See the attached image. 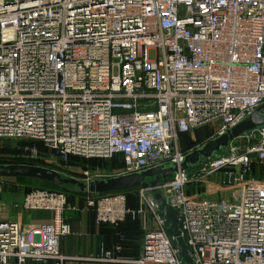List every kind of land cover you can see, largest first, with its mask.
I'll use <instances>...</instances> for the list:
<instances>
[{
	"label": "built area",
	"instance_id": "2783aa9c",
	"mask_svg": "<svg viewBox=\"0 0 264 264\" xmlns=\"http://www.w3.org/2000/svg\"><path fill=\"white\" fill-rule=\"evenodd\" d=\"M263 105L264 0H0V138L41 143L26 149L35 159L45 148L65 165L121 164L84 170L85 183L176 165L135 189L137 208L129 192L86 199L97 225L143 221L137 264H186L155 190L176 210L192 264H264V128L181 169L182 135L222 136ZM216 175L226 198L188 192ZM20 206L52 218L24 229L0 220V264H65L68 195L36 188Z\"/></svg>",
	"mask_w": 264,
	"mask_h": 264
},
{
	"label": "crops",
	"instance_id": "0c3cea01",
	"mask_svg": "<svg viewBox=\"0 0 264 264\" xmlns=\"http://www.w3.org/2000/svg\"><path fill=\"white\" fill-rule=\"evenodd\" d=\"M208 130L210 132L211 129L208 127ZM191 136L194 138L193 135ZM210 139L204 138V142L207 143ZM220 181L219 175L208 178L204 184V196L211 201L226 198L228 194L216 193ZM17 190L8 192L0 186V220L16 221L23 229L33 224L50 221L52 215L49 212L23 210L20 205L25 192L21 193L20 189ZM136 192L135 190L129 192V205L132 208L140 206ZM87 197L88 194L71 193L68 199L69 209L65 211L64 216L71 225L72 234L61 241V252L70 257L65 264H137L136 261L142 255L143 221L141 219L134 221L128 217V220L117 227L97 225L94 210L86 206ZM106 252H111L116 261L94 260Z\"/></svg>",
	"mask_w": 264,
	"mask_h": 264
},
{
	"label": "water",
	"instance_id": "95a60500",
	"mask_svg": "<svg viewBox=\"0 0 264 264\" xmlns=\"http://www.w3.org/2000/svg\"><path fill=\"white\" fill-rule=\"evenodd\" d=\"M263 110L264 105L257 109L252 115L247 117L236 127L230 129L224 135L216 137L201 147L188 153L185 157L184 163L181 166V169L186 171L190 170L197 166L202 160L211 158L217 153H220L230 144V142L236 140L241 135L249 131L264 128V115L262 113ZM176 172V165H162L151 168L142 173L122 175L85 183L74 177H63L59 171L47 167L22 164H0V177L30 179L40 182H47L58 187L72 185L74 187V192L86 194H105L129 191L143 186L147 179H151L148 182V185L150 187L156 188L159 182L171 178ZM154 196L158 202L160 213L166 221L170 235L173 238L175 245L180 250L183 260L186 264H192V258L181 236L178 214L176 210L166 203L165 199L157 190L154 191Z\"/></svg>",
	"mask_w": 264,
	"mask_h": 264
},
{
	"label": "rangeland",
	"instance_id": "374dc122",
	"mask_svg": "<svg viewBox=\"0 0 264 264\" xmlns=\"http://www.w3.org/2000/svg\"><path fill=\"white\" fill-rule=\"evenodd\" d=\"M208 128V127H207ZM210 130V135L207 137V139H214V133L212 131V128L209 127ZM195 132L191 135H193L195 137ZM211 136V137H210ZM192 137V136H191ZM208 140V141H210ZM207 141V142H208ZM34 144H41V143H34L30 140H11V139H5V138H0V164L3 165H18V164H22V165H38V166H42V167H47V168H52L54 170L59 171L63 176L65 177H74L76 179H79L81 181L84 182V178H83V171L84 170H100V171H105V172H113L114 170H116L117 168L113 169V168H101L99 165L93 167L90 162L91 161H99L101 159H86V160H78L75 159L73 161V163L69 165H65L64 163H61L60 161H58L56 158L52 157V153L45 148H42L41 151H43L44 154V159H35L32 158L31 155L26 153V149L29 147H33L36 146ZM205 144V143H204ZM203 144V145H204ZM201 143L200 145L197 146L201 147ZM185 150V149H184ZM187 151V150H186ZM192 151V150H191ZM191 151H188L189 153ZM227 152V149L225 148V150ZM82 158V157H81ZM104 160V159H102ZM188 171H191L188 170ZM151 179H147V181H150ZM8 182V183H4V182ZM0 186L6 191L8 192H16L18 191L17 189H20L19 191L22 192H26V189H30V188H45V189H49L48 187L45 186V184L38 182V181H33V180H13V179H9V180H0ZM204 189V184L202 185H190V189H189V193H200L201 197H206L204 196L203 191ZM69 194V193H68ZM207 198V197H206ZM147 264H155V263H147ZM160 264V263H158Z\"/></svg>",
	"mask_w": 264,
	"mask_h": 264
},
{
	"label": "trees",
	"instance_id": "16d2710c",
	"mask_svg": "<svg viewBox=\"0 0 264 264\" xmlns=\"http://www.w3.org/2000/svg\"><path fill=\"white\" fill-rule=\"evenodd\" d=\"M195 137L194 138H192L191 137V134H185V135H182L181 136V147H182V150L184 151V152H186V153H189L188 151H193V150H195L196 149V147L198 146V145H200V143L201 144H204V143H206V141L204 142V138H207L209 135H210V132H209V130H208V128H201V129H198L197 131H195ZM185 149V150H184ZM187 150V151H186ZM225 150V149H224ZM224 150H222L220 153H217L216 154V156L217 155H221V154H223L225 151ZM75 159H78V160H86L85 158H81V157H72L71 159H70V162H71V164L73 163V161L75 160ZM70 162H69V164H70ZM68 164V165H69ZM90 164L93 166V167H95V166H100L101 168H113V169H115V168H119V167H121V164L118 162V161H116V160H99V161H91L90 162ZM34 166H38V165H34ZM98 166V167H99ZM42 167V166H41ZM197 166H195V167H193L192 169H191V171L192 170H194L195 168H196ZM52 169V168H51ZM264 172V171H263ZM264 174V173H263ZM63 177H65V176H63ZM4 179H6V180H9V179H13V180H30V179H22V178H6V177H0V180H4ZM170 179V178H169ZM168 180V179H167ZM33 181H35V180H33ZM38 182H40V181H38ZM148 182L149 181H147L146 180V182L143 184V186H147L148 185ZM41 183H43V184H45V186L46 187H48L49 189H51V190H58V191H62V192H64V193H66L67 195H68V199H69V196H70V194L71 193H75V194H86V193H81V192H74L73 191V186L72 185H66V186H62V187H58V186H56V185H53V184H50V183H47V182H41ZM33 189H35V188H30V189H26V192H25V195L27 194V193H29L30 191H32ZM45 189V188H44ZM136 189V188H135ZM135 189H132V190H129V191H121V192H130V191H133V190H135ZM69 193V194H68ZM114 193H116V192H114ZM105 194H109V193H105ZM102 195V194H101ZM128 220V219H127ZM134 221H137V220H134ZM121 224H123V223H121ZM120 224V225H121ZM119 225V226H120ZM117 227V226H116Z\"/></svg>",
	"mask_w": 264,
	"mask_h": 264
}]
</instances>
